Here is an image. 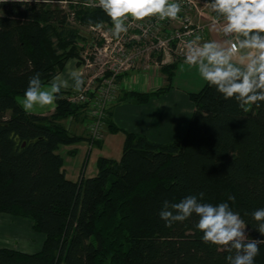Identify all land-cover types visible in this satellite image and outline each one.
Masks as SVG:
<instances>
[{
	"label": "trees",
	"instance_id": "16d2710c",
	"mask_svg": "<svg viewBox=\"0 0 264 264\" xmlns=\"http://www.w3.org/2000/svg\"><path fill=\"white\" fill-rule=\"evenodd\" d=\"M63 1L67 8L52 7L61 0H0V214L32 221L45 237L37 253L0 248V264H227L228 251L202 242L195 214L170 228L159 216L165 201L201 192V203L227 202L240 214L247 239H264L251 217L264 208V102L245 112L208 83L189 94L195 110L182 138L157 143L123 131L120 161L101 157L96 176L67 178L62 145H102L66 126L70 118L86 123L87 106L70 103L63 89L47 116L25 113L17 99L37 72L47 85L79 55L69 11L84 25L112 21L101 8ZM162 71L168 86L118 102L146 104L165 94L175 65ZM112 108L105 125L119 133ZM259 247L255 264H264V243Z\"/></svg>",
	"mask_w": 264,
	"mask_h": 264
},
{
	"label": "clouds",
	"instance_id": "9594fccd",
	"mask_svg": "<svg viewBox=\"0 0 264 264\" xmlns=\"http://www.w3.org/2000/svg\"><path fill=\"white\" fill-rule=\"evenodd\" d=\"M40 2L35 0L37 5ZM95 6L111 19L114 27L110 31L117 39L128 32L130 25L126 21L129 17L136 22L151 18L175 21L182 11L178 0H98ZM208 7L223 20V34L235 35V42L212 40L200 43L201 37L196 36L186 44L185 63L196 68L199 76L209 86H214L225 100H235L245 112L253 105L260 107V102H264V0H210ZM89 27L96 30L103 25L94 24L90 19ZM238 55H242L239 62L236 61ZM68 75L74 82L73 90L83 91L82 72L72 70ZM68 86V81L59 75L45 85L41 73L37 72L29 78L23 98H18L17 102L25 113H32L37 108H54L57 99L62 98V89ZM203 199L201 192L199 197L188 195L179 203L165 201L159 216L170 228L195 214L199 218L195 227L203 233L202 242L222 246L228 251L227 264H255L260 255L259 245L264 239L246 238L245 221L229 203H201ZM235 199L233 195L228 197L233 203ZM251 217L257 222L252 230L264 237V208L254 210Z\"/></svg>",
	"mask_w": 264,
	"mask_h": 264
},
{
	"label": "crops",
	"instance_id": "0c3cea01",
	"mask_svg": "<svg viewBox=\"0 0 264 264\" xmlns=\"http://www.w3.org/2000/svg\"><path fill=\"white\" fill-rule=\"evenodd\" d=\"M209 16L214 21L207 23L205 42L212 40L220 43L227 42L221 31L223 20L218 18L211 9ZM241 59L242 55L236 57L237 62ZM243 62L247 63V60ZM152 65L149 68L146 63L141 62L137 68L122 74L118 79L117 102L129 92L154 93L168 86L167 76L162 68L175 65L171 87L165 94L152 98L146 104L116 102L112 108V120L122 131L113 133L105 127L100 140L101 146L92 147L87 140L62 145L59 152L63 157V169L68 179L78 181L82 175L86 178L96 176L98 160L101 157L120 161L125 142L123 131L144 135L157 143H171L186 134L190 118L195 110L189 94L201 91L207 82L199 76L196 68L185 62L168 59L161 68ZM76 66L74 62H70L65 68V73L59 75L68 81V88L63 90L73 89L74 82L68 74L72 70H78ZM54 111L55 107L37 108L30 114L47 116ZM65 123L68 128L72 129V132L87 136L85 123L82 124L81 121H66ZM88 154L89 158L85 164ZM0 248L4 247L0 246Z\"/></svg>",
	"mask_w": 264,
	"mask_h": 264
},
{
	"label": "built area",
	"instance_id": "2783aa9c",
	"mask_svg": "<svg viewBox=\"0 0 264 264\" xmlns=\"http://www.w3.org/2000/svg\"><path fill=\"white\" fill-rule=\"evenodd\" d=\"M178 2L182 11L177 20L158 21L151 18L136 22L129 17L126 21L130 25L128 32L118 39L107 31L114 27L113 24L101 23L103 27L96 30L89 27L92 33L90 51L82 49L78 60L82 64L79 71L83 74L85 85L81 92L71 89L67 99L72 104L87 106L85 129L93 140H101L103 136L107 110L117 102L118 79L122 74L137 68L141 62L149 68L152 64L161 68L168 59L185 62L187 42L196 36L201 37L200 43L205 42L207 23L214 21L209 16L210 0ZM97 3L98 0L82 2L85 7L100 8L95 6ZM59 5L66 8L68 1ZM69 16L70 20L73 19L74 13H69ZM223 36L227 41L235 42V35Z\"/></svg>",
	"mask_w": 264,
	"mask_h": 264
},
{
	"label": "rangeland",
	"instance_id": "374dc122",
	"mask_svg": "<svg viewBox=\"0 0 264 264\" xmlns=\"http://www.w3.org/2000/svg\"><path fill=\"white\" fill-rule=\"evenodd\" d=\"M75 2H79L77 4L82 5L81 1L75 0ZM51 5L52 7L61 6L59 4L57 5L52 3ZM0 13L5 12L0 10ZM69 13L71 12L69 11ZM73 17L74 18L71 19L70 22L79 33V38L77 42V48H79V55L69 59L66 63V66H68L70 62H74L75 66L77 65L76 67L78 68V70H80V68L82 67V64L78 62V60L81 58L80 53L82 49L85 52L90 51L92 33H90L91 30L89 29V25L78 23L75 21V15ZM64 73L65 71L61 75H63ZM105 127L106 125L104 126V130ZM246 232L248 234V228H246ZM44 238V234L36 232L33 229L32 221L24 218L15 217L10 214H0V246L9 249L10 247L12 249H20L23 252L25 251L27 253H37L41 250Z\"/></svg>",
	"mask_w": 264,
	"mask_h": 264
}]
</instances>
